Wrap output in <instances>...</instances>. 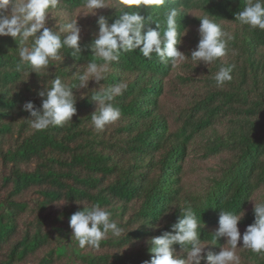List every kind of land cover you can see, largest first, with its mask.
Returning a JSON list of instances; mask_svg holds the SVG:
<instances>
[{
	"label": "trees",
	"instance_id": "obj_1",
	"mask_svg": "<svg viewBox=\"0 0 264 264\" xmlns=\"http://www.w3.org/2000/svg\"><path fill=\"white\" fill-rule=\"evenodd\" d=\"M247 3L139 6L144 31L158 23L161 33L167 11L178 10V31L187 34L177 47L187 56L199 40V18L208 15L232 37L227 54L208 65L189 57L174 69L155 53L148 59L139 49L122 52L103 81L90 80L83 89L77 77L87 64L104 63L90 47L97 19H117L119 0H106L96 15L87 14L85 0H60L46 26L63 38L67 33L59 30L78 16L81 53L64 47L62 59L37 74L27 76V65L17 68L20 47H31L34 38L21 45L19 38L0 37V264H142L152 255L146 241L171 230L185 207L203 223L201 264L208 253L230 247L225 238L214 241L220 210L245 213L238 224L243 234L254 222V205L264 202V30L235 19ZM221 66L232 67V79L217 86ZM57 76L74 87L77 112L63 126L34 130L22 105L39 107L37 91ZM120 82L127 89L112 103L121 117L98 131L91 121L93 98ZM94 204L111 211L123 233L109 232L99 248H80L69 218ZM241 244L238 264H264V252ZM173 247L186 258L191 244Z\"/></svg>",
	"mask_w": 264,
	"mask_h": 264
},
{
	"label": "clouds",
	"instance_id": "obj_2",
	"mask_svg": "<svg viewBox=\"0 0 264 264\" xmlns=\"http://www.w3.org/2000/svg\"><path fill=\"white\" fill-rule=\"evenodd\" d=\"M123 6L121 14L111 24L100 15L97 19L98 33L91 43L92 55L102 59L103 64L89 62L83 74L79 75V88H87L90 80L99 84L105 79V72L112 62L119 60L122 52H132L139 49L143 57L151 59L155 53L161 62L171 60L176 69L189 57L194 62H204L206 65L223 57L228 51L229 36L208 15L199 18V40L190 56L177 47L182 37L187 34L178 31L177 17L179 12L171 8L166 14V29L161 33L160 25L144 31L146 19L139 14V6H162L166 0H119ZM60 0H0V37L10 36L19 38L21 45H26L29 38H34L31 47L22 46L19 49L20 64L31 69L27 73H40L49 69L50 61H60V50L64 47L73 50V55L81 53V26L77 17L65 24L59 31L67 33L61 37L57 31L46 26L50 10L56 9ZM84 7L87 14L96 15L95 10L107 8L106 0H85ZM127 9V10H125ZM241 25L264 30V0H248V3L235 15ZM197 63V64H198ZM231 66H221L215 74L217 86H222L232 79ZM73 86L62 81L60 77L51 79L50 86H44L37 91L41 104L37 107L32 101H26L22 110L29 114L30 124L34 130L42 131L50 126H63L71 122L76 114V97ZM127 89L124 82L117 83L110 88H102L95 96L96 104L91 114V121L95 129L103 131L107 125L121 117L119 107L112 101L122 95ZM28 118V119H29ZM254 222L248 225L241 234L238 227L245 213L220 210L217 228L214 231V241L225 238L229 248L221 247L218 252L206 255L207 264H238L235 249L238 243L255 253L264 252V202L256 203L253 207ZM71 237H74L80 248L90 246L99 248L108 233L119 237L123 229L112 220L111 211L94 204L91 208H84L74 212L69 218ZM203 227L201 219L191 207H185L177 221L170 226L169 231H162L159 236L146 241L151 245L152 254L149 260L142 264H201L205 247L201 243L200 230ZM191 244L186 258H178L174 245Z\"/></svg>",
	"mask_w": 264,
	"mask_h": 264
},
{
	"label": "rangeland",
	"instance_id": "obj_3",
	"mask_svg": "<svg viewBox=\"0 0 264 264\" xmlns=\"http://www.w3.org/2000/svg\"><path fill=\"white\" fill-rule=\"evenodd\" d=\"M136 245V243L135 244H133L132 246L134 247ZM131 246V245H130ZM252 264V263H251Z\"/></svg>",
	"mask_w": 264,
	"mask_h": 264
}]
</instances>
